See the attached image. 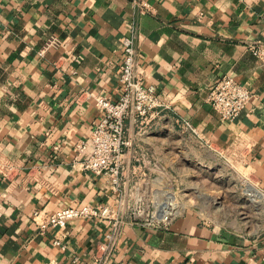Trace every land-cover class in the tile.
Instances as JSON below:
<instances>
[{"label": "crops", "instance_id": "obj_1", "mask_svg": "<svg viewBox=\"0 0 264 264\" xmlns=\"http://www.w3.org/2000/svg\"><path fill=\"white\" fill-rule=\"evenodd\" d=\"M147 1L141 13L133 0H0V264H264V207L255 226L209 220L196 207L168 228L126 223L107 251L105 220L41 231L34 219L37 209L114 204L105 177L84 171L74 148L99 117L95 97L121 91L125 37L147 83L171 102L165 121L128 151V175L181 117L238 153L264 192V65L248 48L264 41V0ZM55 38L61 44L48 47ZM224 74L255 94L233 121L208 102Z\"/></svg>", "mask_w": 264, "mask_h": 264}, {"label": "built area", "instance_id": "obj_2", "mask_svg": "<svg viewBox=\"0 0 264 264\" xmlns=\"http://www.w3.org/2000/svg\"><path fill=\"white\" fill-rule=\"evenodd\" d=\"M133 1L141 13L151 10L147 0ZM58 44L61 42L56 38L51 39L48 47ZM123 44L124 55L118 68L121 91L117 97H95L99 117L91 123L88 136L74 148L75 161L84 171L105 177L106 184L116 195L114 204L77 203L53 211L37 209L34 212L41 231L63 228L70 220L78 218L107 221L111 232L107 234L108 241L100 245L104 251L112 247L111 241H115L117 232L126 223L152 229L168 228L189 208L197 207L184 201L182 190L174 186V176L167 166L161 165V160L146 150L135 156L134 175H128V151L138 143L141 148L144 137L165 121L171 102L159 94L156 85L147 83L146 70L133 38L125 37ZM248 48L264 65V41L251 42ZM254 97L253 91L236 77L224 74L210 89L208 102L223 120L233 121ZM175 119L180 130L191 133L206 149L219 150L191 121ZM128 121L135 126V138L130 135ZM54 148L60 149L59 145Z\"/></svg>", "mask_w": 264, "mask_h": 264}, {"label": "rangeland", "instance_id": "obj_3", "mask_svg": "<svg viewBox=\"0 0 264 264\" xmlns=\"http://www.w3.org/2000/svg\"><path fill=\"white\" fill-rule=\"evenodd\" d=\"M174 131L156 136L158 153L154 155L174 176V186L182 190L184 201L196 205L209 220L255 226L264 196L240 155L231 150L209 151L191 133Z\"/></svg>", "mask_w": 264, "mask_h": 264}, {"label": "bare ground", "instance_id": "obj_4", "mask_svg": "<svg viewBox=\"0 0 264 264\" xmlns=\"http://www.w3.org/2000/svg\"><path fill=\"white\" fill-rule=\"evenodd\" d=\"M249 197L251 198L252 196H254L252 193H248ZM252 201V200H251Z\"/></svg>", "mask_w": 264, "mask_h": 264}]
</instances>
